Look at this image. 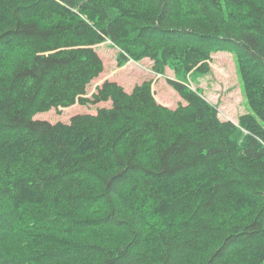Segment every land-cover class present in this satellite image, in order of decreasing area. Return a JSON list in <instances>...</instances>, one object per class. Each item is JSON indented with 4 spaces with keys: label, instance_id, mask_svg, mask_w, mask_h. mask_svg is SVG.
I'll list each match as a JSON object with an SVG mask.
<instances>
[{
    "label": "trees",
    "instance_id": "1",
    "mask_svg": "<svg viewBox=\"0 0 264 264\" xmlns=\"http://www.w3.org/2000/svg\"><path fill=\"white\" fill-rule=\"evenodd\" d=\"M45 1L0 10V264H264V0H99V26L35 12ZM30 24L63 26L43 46L56 66L23 35ZM115 35L119 66L173 69L186 103H160L152 79L88 95L102 68L85 73L92 47ZM220 51L236 55L252 111L239 125L184 81Z\"/></svg>",
    "mask_w": 264,
    "mask_h": 264
},
{
    "label": "rangeland",
    "instance_id": "2",
    "mask_svg": "<svg viewBox=\"0 0 264 264\" xmlns=\"http://www.w3.org/2000/svg\"><path fill=\"white\" fill-rule=\"evenodd\" d=\"M13 1L15 0H0V10L3 9L4 4ZM95 1L99 0H87L79 9H71L57 0H46L35 12L41 13L50 19L61 20H64L71 13L77 12L94 25L99 26L105 15L100 7L93 5ZM102 1L114 7H122L125 0ZM62 29L63 26H58L51 31H45L35 24L24 27L23 35L32 38L37 43L39 47L38 57L40 61L45 62L44 64L47 65L45 69L57 64H55V60L53 61L52 53L45 51L43 46L55 33L62 32ZM117 36L115 35L112 39L92 47V61L89 60L88 65L90 68L85 73L90 74L92 69L102 68L99 75L89 85L88 95H91L96 90L97 85L102 84L106 79L116 80L127 91H131L136 84L146 79H152L153 91L160 103L172 108H176L180 102L186 103L168 81V78H178L173 69L167 67L166 72L160 74L153 69V61L149 58L140 61L130 60L125 65L119 66L117 61L119 48L115 43ZM71 57L73 55L64 60V66L70 65ZM56 59L62 60L63 58ZM210 65V71L203 73L190 72L184 81L217 109L221 119L231 120L239 125L240 118L252 111L245 95L236 55L229 51L216 52L213 54ZM110 105V101L95 105L76 103L68 107L52 108L49 111L38 113L35 118L47 119L51 122H69L71 117L77 113H96L98 108Z\"/></svg>",
    "mask_w": 264,
    "mask_h": 264
},
{
    "label": "built area",
    "instance_id": "3",
    "mask_svg": "<svg viewBox=\"0 0 264 264\" xmlns=\"http://www.w3.org/2000/svg\"><path fill=\"white\" fill-rule=\"evenodd\" d=\"M161 74V73H160Z\"/></svg>",
    "mask_w": 264,
    "mask_h": 264
}]
</instances>
